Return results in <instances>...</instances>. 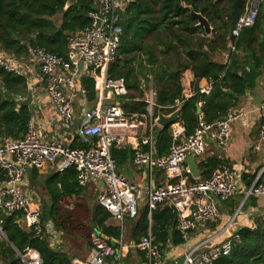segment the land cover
<instances>
[{
    "label": "trees",
    "instance_id": "trees-1",
    "mask_svg": "<svg viewBox=\"0 0 264 264\" xmlns=\"http://www.w3.org/2000/svg\"><path fill=\"white\" fill-rule=\"evenodd\" d=\"M246 1L133 0L122 15L123 33L117 60L108 69L110 78L124 80L128 91L121 101L124 112L129 117L138 116L139 120L148 122L144 97L152 88L156 92L153 121L159 113L170 115L181 108L179 122L189 136L194 133L201 118L206 123H213L236 108L240 98L256 86L264 72V0L260 2L255 26L243 30L234 40L236 51L230 54L228 62L222 63L217 59L219 54L228 52L231 31L245 12ZM68 2L0 0V51L18 62H26L34 48L66 58L69 36L90 26L89 13L97 8L96 0H77L73 7L66 9ZM190 7L209 21L213 28L210 36L191 16ZM245 50L249 53L246 63L238 55L239 51ZM187 71L194 75V95L190 99L185 98L182 83ZM202 80L213 84L211 93H199ZM28 85L26 76L8 72L0 66V137L18 140L27 134L33 108L17 98L30 97ZM81 85L87 90L89 100L94 101L95 81L83 78ZM153 136L156 155H167L173 144L172 126H154ZM89 146L80 140L75 141L71 149H86ZM111 154L118 167L133 161L134 157L130 149L113 148ZM223 166V160L217 157L203 159L197 165L200 179L190 177L189 181L206 180ZM2 176L0 168V179ZM45 189L50 205L48 220L42 217V233H36L34 228H22L18 222L21 215L4 218L7 249H0V260L9 262L15 258V250L24 254L27 249H32L39 254L42 264H73L72 257L63 249L51 246L45 230L48 221L54 224L56 230L81 238L90 245L94 232H101L107 238L121 239V226L109 225L112 214L99 201L90 206L84 199L87 188L79 185L74 167L48 176ZM160 206L152 211L146 207L139 218L137 215L131 219H137L133 231L135 238L139 234L146 236L151 230L156 237L155 243L167 242V228L175 222V213L168 206L159 211ZM149 214L153 221L151 227ZM253 223V227L238 229L233 235L238 240L234 239L230 254L214 264H264V216H256ZM178 237L180 239L176 243L185 242L182 234ZM17 261L20 263V259Z\"/></svg>",
    "mask_w": 264,
    "mask_h": 264
},
{
    "label": "built area",
    "instance_id": "built-area-1",
    "mask_svg": "<svg viewBox=\"0 0 264 264\" xmlns=\"http://www.w3.org/2000/svg\"><path fill=\"white\" fill-rule=\"evenodd\" d=\"M132 2L98 0L96 10L89 13L92 24L69 36L66 58L42 48L31 49V62L38 70L34 79L27 77V69L21 62L0 51V66L29 79V98L34 100L37 89L44 92L65 130L69 134L75 130L85 143L90 144L86 149H71L61 141L45 142L41 132L35 130L33 121L22 139L0 137V168L3 171L0 179V239L6 240L4 218L16 214L21 215L36 233H42V208L35 203L32 195L25 192V188L29 172L43 170L48 165H54L60 171L74 167L81 187L102 182L106 189L99 199L100 204L121 223L125 218L135 219L141 192L120 172L111 154L113 148L126 144L133 145L134 165L147 168L151 175L156 169L163 170L165 182L148 190V207L150 211L158 205L172 208L185 242L200 225L217 219L219 209L216 201L227 202L239 193L244 201L264 198V171L242 192L237 186L236 173L228 166L215 170L206 180L189 181L193 176L187 164L188 157L194 155L197 159L204 156L210 140L220 148L227 147L231 125L244 116L242 111L231 110L213 123H206L201 118L198 127L189 136L180 122L174 124L173 144L167 155L159 157L155 153L153 136L156 92L149 88L144 97L149 114V121L146 122L148 130L141 143L130 142L142 124L138 116L129 117L124 112L121 101L128 95L124 80L110 78L108 69L117 60L123 33L122 15ZM260 2L246 1L245 12L231 31L232 40L228 47L232 52L236 51L234 40L239 38L241 32L255 26ZM83 78L95 81L96 98L92 102L81 85ZM212 90L213 84L208 81L204 86H199L200 94L207 95ZM193 95L192 90H184L186 99ZM29 98L18 97L17 100L25 102ZM77 106L81 108L80 113ZM259 113L258 150L264 143V96ZM77 118L80 119L78 125ZM142 118L147 119L146 116ZM45 230L53 247L57 230L51 221L46 223ZM234 239L238 240L232 236L206 252L201 251L205 244L199 245L185 255L183 264H214L219 258L230 254ZM136 247L146 253L149 264L163 263L164 253L154 243L151 234L143 236ZM15 252L21 264H42L40 256H35L32 249H27L24 254ZM92 252L89 261L74 259L73 264H111L108 261L110 258L119 261L122 257L121 250L113 247L112 239L101 232L93 234Z\"/></svg>",
    "mask_w": 264,
    "mask_h": 264
},
{
    "label": "crops",
    "instance_id": "crops-1",
    "mask_svg": "<svg viewBox=\"0 0 264 264\" xmlns=\"http://www.w3.org/2000/svg\"><path fill=\"white\" fill-rule=\"evenodd\" d=\"M98 3V0H96ZM232 51L228 50L226 53L218 55V61L227 63L230 59ZM238 55L243 62L248 61V51H239ZM27 70V77L34 79L37 75L34 64L29 57L26 62H21ZM194 82V75L191 71H187L183 75L182 83L184 90H192V83ZM206 80H202L199 86H204ZM264 96V72L261 78L257 81L256 86L246 92L244 96L240 98L239 105L232 111H242L244 116L235 121L231 125L230 129V142L227 147L220 148L214 141L208 142V147L204 156L196 159V164L207 158L217 157L223 160L225 166L230 167L236 173V181L239 191H245L249 188V183L258 177V175L264 171V143L261 144L260 149H257L258 135L260 128V113L259 107L261 105ZM33 118L35 130H38L42 134V138L45 142L61 141L66 146L71 147L75 141H80V138L75 130L69 134L61 120L58 117V113L53 106L51 100L40 89L36 90L34 100L32 103ZM201 106V105H200ZM80 106H77V112L80 113ZM80 123V119H76V125ZM138 134L131 137V143H141L145 138V134L148 130L145 121H141ZM159 127V126H158ZM119 149H130L133 151V145H124ZM120 172L127 178V180L138 187L141 192V198L138 201V218L146 207H148V190L154 186L161 185L165 182V175L163 170L156 169L150 174L149 170L145 167H138L133 164L132 160H129L125 165L118 167ZM60 171L54 165H48L43 170H32L29 172L26 178L25 192L32 195L35 199V203L40 205L43 210L44 206L50 205V198L45 189V180L51 174ZM251 183V185H252ZM86 188L90 192H99L98 198L105 193V186L102 182H92ZM219 209V216L213 222L202 224L199 228L192 232L190 239L183 243H176L181 235L177 227V215L175 213V222L167 228V242L157 244L156 237L152 234L151 230L148 234H151L154 243L157 244L164 253V259L162 264H183L185 255L193 248L205 244L201 249L202 252H206L210 247L218 245L228 238L232 237L240 227H253V218L259 215L264 216V198H251L244 201L242 195L239 193L234 198L227 202L216 201ZM166 205L158 207L159 211L166 208ZM151 214V212H150ZM149 214L150 227L153 224L151 215ZM18 222L22 228L31 229L28 226L26 220L22 217L18 219ZM136 220L125 218L121 223L116 219H112L109 225L121 226L122 236L120 240L112 239V242L119 244V250H121L122 257L118 261L117 258H110L108 261L111 264H149L146 253L139 250L136 245L143 237L138 235L134 237V228ZM176 223V225H174ZM56 234V244L53 248H61L72 259H78L83 262H87L92 258V245L85 240L65 237L62 233ZM34 251V250H33ZM16 253V252H15ZM35 256L39 254L34 251ZM19 259L18 253L16 258L10 259L8 264H14ZM12 261V262H11ZM0 262H4L0 260Z\"/></svg>",
    "mask_w": 264,
    "mask_h": 264
},
{
    "label": "water",
    "instance_id": "water-1",
    "mask_svg": "<svg viewBox=\"0 0 264 264\" xmlns=\"http://www.w3.org/2000/svg\"><path fill=\"white\" fill-rule=\"evenodd\" d=\"M257 2H259V0H257ZM76 3H77V0H69V2L66 5V9L73 7ZM190 10H191V16L198 21V25L204 29L205 33L208 36H210L212 34L213 28L211 24L209 23V21L203 15L196 13L191 7H190ZM227 93L234 95L233 92L231 91H227ZM32 103H33V99L29 98L27 101L24 102V105L31 106ZM180 113H181V108L177 109L174 113L170 115L159 113L156 119V125L161 128L173 126L174 124L180 121ZM198 114L199 115L201 114L200 109H198ZM187 164L189 165L191 169L193 178L197 180L200 179V172L198 170V167L196 164V157L194 155H191L188 157ZM42 212H43L44 220L45 221L48 220V207L44 206ZM112 245L114 248L118 250L119 244L117 242H112ZM12 247L14 248V246Z\"/></svg>",
    "mask_w": 264,
    "mask_h": 264
},
{
    "label": "rangeland",
    "instance_id": "rangeland-1",
    "mask_svg": "<svg viewBox=\"0 0 264 264\" xmlns=\"http://www.w3.org/2000/svg\"><path fill=\"white\" fill-rule=\"evenodd\" d=\"M98 193L99 192H90V191H88V188L86 189V194L84 196V199L87 200V202L89 203L90 206H93L94 204H96L99 201V198H98V195L99 194ZM70 203H71V206H72L73 205V202L71 201ZM58 232L62 233L65 237H72V238H77V239L81 240V238H78V237H74V236L65 234V233H63L61 231H58ZM11 247H12V245H11ZM0 249L2 251H4V250L7 249L6 248V240L0 239ZM16 254H17V252H16ZM15 258H16V255H15ZM2 261H4V262H0V264H8V261L6 259H3ZM16 263L17 264H21V263H19V261H17Z\"/></svg>",
    "mask_w": 264,
    "mask_h": 264
}]
</instances>
